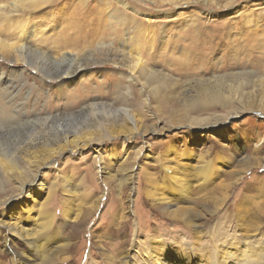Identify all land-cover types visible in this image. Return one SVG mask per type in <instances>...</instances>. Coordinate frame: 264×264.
I'll list each match as a JSON object with an SVG mask.
<instances>
[{
  "label": "rangeland",
  "instance_id": "374dc122",
  "mask_svg": "<svg viewBox=\"0 0 264 264\" xmlns=\"http://www.w3.org/2000/svg\"><path fill=\"white\" fill-rule=\"evenodd\" d=\"M77 25L98 35L62 49ZM23 27L0 264H264V0H0V39Z\"/></svg>",
  "mask_w": 264,
  "mask_h": 264
},
{
  "label": "bare ground",
  "instance_id": "6f19581e",
  "mask_svg": "<svg viewBox=\"0 0 264 264\" xmlns=\"http://www.w3.org/2000/svg\"><path fill=\"white\" fill-rule=\"evenodd\" d=\"M120 2V1H119ZM123 2V1H122ZM121 2V3H122ZM127 7V6H126ZM87 26V25H86ZM86 26H85V29H83V28H81L80 26H75V27H73L72 29L74 30V31H71V33H67L66 35H69V37H72V43H66L65 41H62V43L65 45L62 49H64V48H68L69 46H73L74 45V42L76 43V42H79V41H81L82 40V38H88V37H95L94 35L95 34H97L98 32L95 30V27L94 26H92V28H90V29H86ZM97 28V27H96ZM69 29H70V27H69ZM68 29V30H69ZM63 31V30H62ZM24 32H25V30H24V27L23 28H19V30H18V34H17V36H16V39H15V41L13 42V43H8V41L6 40V41H2L1 39H0V52H6V53H8L9 51H15V52H17L18 53V55H19V57L21 58V56H22V58H23V55H24V53H21L22 52V50L23 51H28V48H26V46L25 45H23V42H22V39H23V36H24ZM78 33V35H76ZM16 35V34H15ZM98 35V34H97ZM65 36V35H64ZM102 36V35H101ZM68 37V38H69ZM260 37V36H259ZM258 37V38H259ZM26 38V37H25ZM64 38H67L66 36L64 37ZM73 38L75 39V40H73ZM99 38V37H98ZM255 39V38H254ZM261 39V38H260ZM85 40V39H84ZM258 40V39H257ZM60 41V40H59ZM99 41V40H98ZM261 41V40H260ZM262 42V41H261ZM25 43V42H24ZM59 44L61 43V42H58ZM58 45V44H57ZM260 45H261V43H259V44H254L253 42H251V44H250V46H251V48L252 49H256L257 48V51L258 52H264V46H263V49H261L260 48ZM59 46V45H58ZM101 46V45H100ZM56 47V46H55ZM61 49V50H62ZM51 50V49H50ZM30 51V50H29ZM42 51V50H41ZM41 51H39V50H37V49H35L34 50V53H32V57L34 56V55H36V60L37 59H43L44 61H52V60H55L54 62H56V63H58L57 61H60L61 62V60H62V62H63V60H64V56L62 55H60V54H58V55H56V56H54V57H51V56H46L45 55V53H42ZM256 51V52H257ZM11 53V52H10ZM57 53H59L58 51H57ZM9 54V53H8ZM34 54V55H33ZM186 55V54H185ZM25 56V55H24ZM18 57V58H19ZM27 58V57H26ZM30 58V57H29ZM72 58V57H71ZM17 59V58H16ZM24 59V58H23ZM53 62V61H52ZM52 62H50V64L52 65L53 63ZM138 62L139 61H137L136 63H134V65H135V67H136V64H138ZM31 65V64H30ZM77 71L79 72V75L81 76L84 72H85V69H83V67L82 66H76V68H73L72 67V69L69 71V72H66L65 73V76H71V75H73V78H72V81H74V80H76V78L79 76H75L76 74H77ZM83 71V72H82ZM1 79L0 80H2L3 79V77H0ZM65 78V77H64ZM63 78V79H64ZM220 83H221V80H220ZM66 84V83H65ZM5 89V88H4ZM29 89V88H28ZM223 90V89H222ZM29 91V90H28ZM229 92H230V88H229ZM234 92V91H233ZM237 92V91H236ZM236 92H234V95H236ZM200 93H201V95L202 96H207L208 94H209V96L208 97H210V100L211 101H213L214 103L218 100V99H222V98H224V94L220 91V89L218 88V89H211V88H209L208 89V91H205L204 89H201L200 90ZM231 93V92H230ZM263 94V93H262ZM200 95V96H201ZM203 98V97H202ZM219 101V100H218ZM222 101V100H221ZM17 110V109H16ZM5 116V119H3L2 117H4ZM59 115V114H58ZM57 115V116H58ZM8 116V111L6 110V109H2V108H0V124H1V122L2 121H5L6 120V117ZM63 117V116H62ZM56 118V117H55ZM7 119L9 120V119H11V117H7ZM43 119V118H42ZM44 122V121H43ZM12 123V122H11ZM31 123V122H30ZM60 128H61V125H60ZM66 128V127H65ZM130 130V129H129ZM67 132V131H66ZM67 134H69V132H67V133H64V132H62V133H59L57 136L59 137V136H61V137H63L62 139H61V141L63 142V145L61 146V148H62V150L64 149V148H66L67 147V145L68 144H70V142L72 143V141H68L69 143H67V141H65L66 140V138H67ZM64 135H66V136H64ZM48 136V135H47ZM78 140V139H77ZM76 140V141H77ZM74 141V140H73ZM74 144H76L75 142H73ZM77 145V144H76ZM1 153V152H0ZM5 155L6 154H3V153H1V155L0 156H2V157H5ZM9 155V154H8ZM7 155V156H8ZM9 156H12V155H9ZM143 157V156H142ZM6 158H8V157H6ZM10 158V157H9ZM11 159V158H10ZM5 159H3V161H4ZM9 160V159H8ZM5 161H7V159L5 160ZM175 162H176V160H174ZM12 162V161H11ZM206 164V163H205ZM211 164V163H210ZM204 165H202V167H203ZM211 166V165H210ZM200 167V166H199ZM202 167H200V168H202ZM203 172V171H202ZM169 173H171V172H169ZM194 173V172H193ZM172 174V173H171ZM199 174V173H198ZM206 175H207V173H206ZM200 176V175H199ZM175 180H181V179H179V178H176L174 175H172V177H170V184H173V181L175 182ZM183 180V179H182ZM211 182V181H210ZM209 182V183H210ZM208 183V182H207ZM206 188V187H205ZM216 189V188H215Z\"/></svg>",
  "mask_w": 264,
  "mask_h": 264
}]
</instances>
